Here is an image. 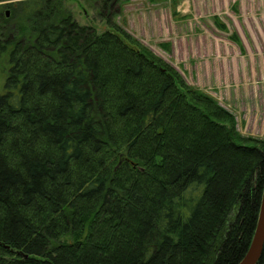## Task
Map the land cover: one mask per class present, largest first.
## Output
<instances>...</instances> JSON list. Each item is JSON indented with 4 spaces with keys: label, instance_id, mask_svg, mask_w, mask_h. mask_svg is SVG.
I'll use <instances>...</instances> for the list:
<instances>
[{
    "label": "trees",
    "instance_id": "1",
    "mask_svg": "<svg viewBox=\"0 0 264 264\" xmlns=\"http://www.w3.org/2000/svg\"><path fill=\"white\" fill-rule=\"evenodd\" d=\"M3 1L0 264H237L264 138L119 27L123 0L101 33L65 0Z\"/></svg>",
    "mask_w": 264,
    "mask_h": 264
},
{
    "label": "rangeland",
    "instance_id": "2",
    "mask_svg": "<svg viewBox=\"0 0 264 264\" xmlns=\"http://www.w3.org/2000/svg\"><path fill=\"white\" fill-rule=\"evenodd\" d=\"M10 2H0L1 14ZM64 4L79 24L109 28L101 0ZM113 10L119 27L230 111L244 137L264 138V0H123Z\"/></svg>",
    "mask_w": 264,
    "mask_h": 264
},
{
    "label": "water",
    "instance_id": "3",
    "mask_svg": "<svg viewBox=\"0 0 264 264\" xmlns=\"http://www.w3.org/2000/svg\"><path fill=\"white\" fill-rule=\"evenodd\" d=\"M9 17V11H7ZM264 249V188L261 198V205L258 215L257 226L252 241L244 256L237 264H257L262 256Z\"/></svg>",
    "mask_w": 264,
    "mask_h": 264
}]
</instances>
